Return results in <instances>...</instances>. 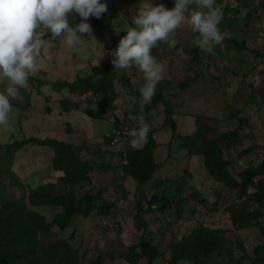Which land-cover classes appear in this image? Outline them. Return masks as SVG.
Wrapping results in <instances>:
<instances>
[{
  "label": "rangeland",
  "instance_id": "1",
  "mask_svg": "<svg viewBox=\"0 0 264 264\" xmlns=\"http://www.w3.org/2000/svg\"><path fill=\"white\" fill-rule=\"evenodd\" d=\"M102 2L107 12L88 20L92 32L78 33L75 47L56 40L42 52L38 73L11 101L9 125L0 126L7 199L20 195L13 182L24 188L16 210L26 214L24 232L14 244L20 260L145 264L135 255L147 241L150 264H264V0H216L225 40L211 54L193 46L197 34L186 24L174 34L175 47L154 48L164 73L144 110L143 74L135 66L114 69L111 55L144 0ZM73 16L75 25L80 17ZM94 75L96 89L83 82ZM101 96L111 105L94 118ZM114 120L131 130L149 126L147 140L134 146L127 135L110 144ZM12 141L20 146L8 147ZM246 172L253 175L244 185ZM41 195L66 201L74 210L69 223L44 230L63 209L36 204Z\"/></svg>",
  "mask_w": 264,
  "mask_h": 264
},
{
  "label": "clouds",
  "instance_id": "2",
  "mask_svg": "<svg viewBox=\"0 0 264 264\" xmlns=\"http://www.w3.org/2000/svg\"><path fill=\"white\" fill-rule=\"evenodd\" d=\"M107 10L102 0H0V81H7L0 90V126L9 125L15 113L11 101L21 99L19 89L27 87L29 76L38 73L42 52H50L56 40L75 47L82 39L78 33L92 32L88 20L101 18ZM73 14L80 17L75 25L69 22ZM222 19L223 11L216 0H174L171 8L163 3L154 5L152 0L139 4L131 16V26L111 55L114 69L135 66L143 74L144 83L138 89L141 109L163 79L164 66L152 50L160 44L175 47L174 34L186 24L197 34L193 46L211 54L213 46L225 40L219 27ZM45 35H50L48 41ZM87 74L93 75L91 70ZM149 131V126L143 125L127 134L135 146L147 140Z\"/></svg>",
  "mask_w": 264,
  "mask_h": 264
},
{
  "label": "trees",
  "instance_id": "3",
  "mask_svg": "<svg viewBox=\"0 0 264 264\" xmlns=\"http://www.w3.org/2000/svg\"><path fill=\"white\" fill-rule=\"evenodd\" d=\"M99 78L96 79V78L91 77V79L83 80V82L86 85L91 84L90 88L92 87V89H96L99 86V81H98ZM43 83H44L43 81H40V80L37 81L38 85H41ZM96 83H98V85ZM109 94H110L109 100L111 98L113 99L114 96L110 92H109ZM104 95L106 96V94H104ZM101 98H102L101 106L97 110H95L92 114H90L94 118H97V116H98L97 114H99L104 109L109 108L111 105V101L109 102V100L103 99L102 96H101ZM144 109H145V107H143L142 110H144ZM114 122H116V120H114ZM117 124L118 123L116 122L114 125H117ZM129 127H131V126H129ZM171 127L173 128V125H171ZM229 135H231V134L226 133V134H222V135L218 136L217 138H215L212 142L213 147H215V143L218 140H224V139L228 138ZM24 141H26V140H24ZM53 143H54V141L48 142L49 145H52ZM7 146L12 147V149L13 148L17 149L20 146V143L12 141L11 143L7 144ZM142 152H143V150H142ZM217 155H219V152H217ZM76 165H78V164H76ZM152 167L150 170L151 172L154 169V167L153 168ZM150 171H148L144 175H141L140 182H144L147 179V177L151 173ZM9 173L6 171H4V172L0 171V174H4V175H9ZM244 174H245L244 175L245 179H243L244 180L243 184L245 185L246 183H249V181H250L249 177L253 175V172H246ZM12 180L16 181V176H14V178ZM13 185L18 186V189L20 190V195L18 196V198L14 199V200H8L6 195H5L4 189H3V184H1V182H0V264H25L23 261L20 260L19 253H18L17 249L14 248V244L19 240L20 236L24 232V226L22 224H23V222H25L26 214L24 212L20 211L19 214L16 215L17 208L22 207V203H23L22 197L24 194V188H23L22 184H16L13 182ZM166 202H167V199H165V200L162 199V204L159 206V209H163ZM30 203L33 204L34 202L32 201ZM36 204H38V205H56V204H58V205L62 206V209H63L62 213H56L53 215V217L50 219V221H48L47 224L44 225V227H43L44 230H47L49 227H52V226L62 227L64 225H66L67 223H69L70 218L74 213V210L71 208V206L66 201L62 200L58 203L57 199L51 198L47 195H41L40 198L38 199V201H36ZM12 212H14L13 215H12ZM234 218H235V214L232 212L231 213V220L235 221ZM16 233H17V235H16ZM191 234L193 235V234H195V232H191ZM7 236H9L10 238L8 239ZM138 248H139V251H138V254L135 255V259L143 258L145 261V264H150L151 261L153 260V258L155 257V253L153 252L149 242L141 241L138 244Z\"/></svg>",
  "mask_w": 264,
  "mask_h": 264
},
{
  "label": "built area",
  "instance_id": "4",
  "mask_svg": "<svg viewBox=\"0 0 264 264\" xmlns=\"http://www.w3.org/2000/svg\"><path fill=\"white\" fill-rule=\"evenodd\" d=\"M131 129L128 124L119 122L117 125H113L108 134L107 139L109 140L110 144H116L122 138L127 137V133L130 132ZM129 136V135H128Z\"/></svg>",
  "mask_w": 264,
  "mask_h": 264
}]
</instances>
